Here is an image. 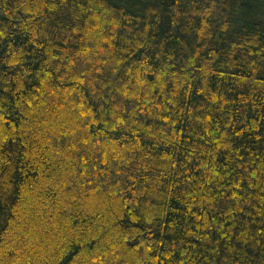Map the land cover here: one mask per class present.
I'll return each mask as SVG.
<instances>
[{"label": "trees", "instance_id": "16d2710c", "mask_svg": "<svg viewBox=\"0 0 264 264\" xmlns=\"http://www.w3.org/2000/svg\"><path fill=\"white\" fill-rule=\"evenodd\" d=\"M0 264H264V0H0Z\"/></svg>", "mask_w": 264, "mask_h": 264}]
</instances>
